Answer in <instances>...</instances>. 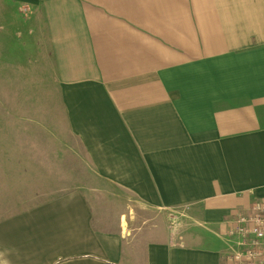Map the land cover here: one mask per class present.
Masks as SVG:
<instances>
[{
	"label": "crops",
	"instance_id": "crops-1",
	"mask_svg": "<svg viewBox=\"0 0 264 264\" xmlns=\"http://www.w3.org/2000/svg\"><path fill=\"white\" fill-rule=\"evenodd\" d=\"M8 1L41 17L87 183L0 221V264H235L264 195V0ZM106 186L163 229H106Z\"/></svg>",
	"mask_w": 264,
	"mask_h": 264
},
{
	"label": "rangeland",
	"instance_id": "rangeland-1",
	"mask_svg": "<svg viewBox=\"0 0 264 264\" xmlns=\"http://www.w3.org/2000/svg\"><path fill=\"white\" fill-rule=\"evenodd\" d=\"M42 26L38 12L0 0V221L34 206L39 195L87 183L78 143L68 136ZM105 190L90 204L106 220V229L118 225L124 240L134 243L147 227L163 229L161 210L144 209L110 187Z\"/></svg>",
	"mask_w": 264,
	"mask_h": 264
},
{
	"label": "built area",
	"instance_id": "built-area-1",
	"mask_svg": "<svg viewBox=\"0 0 264 264\" xmlns=\"http://www.w3.org/2000/svg\"><path fill=\"white\" fill-rule=\"evenodd\" d=\"M25 11L27 8L22 7ZM169 229L176 226V215L168 212ZM235 226L228 233L230 259L235 264H264V195L256 199L247 213L236 215Z\"/></svg>",
	"mask_w": 264,
	"mask_h": 264
},
{
	"label": "bare ground",
	"instance_id": "bare-ground-1",
	"mask_svg": "<svg viewBox=\"0 0 264 264\" xmlns=\"http://www.w3.org/2000/svg\"><path fill=\"white\" fill-rule=\"evenodd\" d=\"M123 223H124V217H122Z\"/></svg>",
	"mask_w": 264,
	"mask_h": 264
}]
</instances>
